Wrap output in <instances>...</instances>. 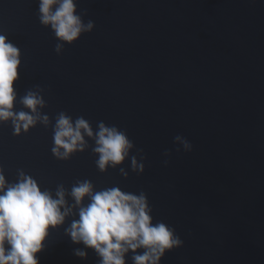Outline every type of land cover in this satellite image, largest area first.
I'll list each match as a JSON object with an SVG mask.
<instances>
[{
	"label": "water",
	"instance_id": "95a60500",
	"mask_svg": "<svg viewBox=\"0 0 264 264\" xmlns=\"http://www.w3.org/2000/svg\"><path fill=\"white\" fill-rule=\"evenodd\" d=\"M94 28L57 55L38 19V0H0V35L20 51L14 110L29 91L45 101L50 124L15 136L0 124V168L19 170L41 190L143 191L153 222L175 230L183 246L161 264H264V0H77ZM83 117L127 133L130 160L100 172L94 141L68 161L52 154L56 117ZM179 138V139H177ZM185 142L190 148H185ZM50 228L38 264H100L67 234L78 211ZM88 200L85 199V205ZM83 251L85 259L75 253ZM133 264L132 254L125 257Z\"/></svg>",
	"mask_w": 264,
	"mask_h": 264
},
{
	"label": "clouds",
	"instance_id": "9594fccd",
	"mask_svg": "<svg viewBox=\"0 0 264 264\" xmlns=\"http://www.w3.org/2000/svg\"><path fill=\"white\" fill-rule=\"evenodd\" d=\"M76 5L77 0H38V19L58 41L57 55L65 44L72 45L94 28L92 21L84 23ZM20 64L19 49L0 35V124L10 122L15 136L27 134L37 124L45 128L50 124L49 117L39 111L45 107V101L38 92L29 91L20 99L27 111L14 110L17 99L14 83L18 80ZM52 132L51 151L59 161L84 153L87 137L94 141L92 151L98 157L95 163L100 172H106L109 167L116 169L128 160L133 172L144 171L143 162L130 155L133 142L116 126L101 122L94 132L83 117L73 121L61 112ZM185 148H190L187 142ZM120 172L127 177L122 167ZM66 195L71 196L79 216L67 234L73 243L93 249L101 258L100 264H126L129 253L133 264H161L166 253L183 246L173 228L164 222H153L143 191L125 192L116 186L95 191L93 184L85 179L77 181L70 193L58 186L54 198L23 170L18 171L15 182L9 183L0 168V264H38L36 254L42 250L49 229L63 225L73 213L67 206ZM75 254L86 258L83 251Z\"/></svg>",
	"mask_w": 264,
	"mask_h": 264
}]
</instances>
